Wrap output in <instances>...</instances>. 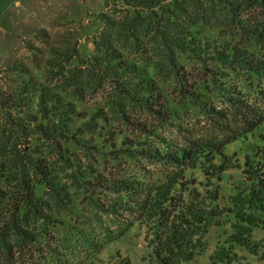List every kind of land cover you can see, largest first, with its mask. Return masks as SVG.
Masks as SVG:
<instances>
[{"label":"trees","instance_id":"16d2710c","mask_svg":"<svg viewBox=\"0 0 264 264\" xmlns=\"http://www.w3.org/2000/svg\"><path fill=\"white\" fill-rule=\"evenodd\" d=\"M105 6L120 7L121 17L98 18L103 29L90 55L74 43L48 45L36 73L7 67L0 264H75V251L97 256L132 230L147 264H191L207 251V264H244L243 252L263 261L256 235L264 231V0ZM191 65L212 74L237 125L179 145L163 134L181 128L179 109L211 122L219 116ZM231 73L261 95V115L241 112V91L221 81Z\"/></svg>","mask_w":264,"mask_h":264},{"label":"rangeland","instance_id":"374dc122","mask_svg":"<svg viewBox=\"0 0 264 264\" xmlns=\"http://www.w3.org/2000/svg\"><path fill=\"white\" fill-rule=\"evenodd\" d=\"M105 2L106 0H0V89L11 86L9 82L13 77H7L9 74L6 70L13 64H23L36 73L38 67L35 64L42 66L48 45L71 46L74 43L81 54L90 55L93 50L91 40L103 29L98 18L101 15H109L114 19L121 17L118 14L120 7H106ZM221 23L224 24L223 21ZM42 32L45 36L39 37ZM44 41H47L46 45H43ZM186 68L193 82L216 101L215 109L219 116L211 122L192 107L179 109L181 128L166 127L163 134L181 145L186 138L206 142L221 136L218 130L222 128V124L229 125L233 130L237 125L234 123L233 110L222 103L223 99L213 87L212 74L197 65ZM233 78L231 73L221 81L235 84L236 90L241 91L237 96L245 103L241 112L261 115V95L253 90L247 91L241 79ZM163 84L170 92L173 86L171 82L167 80ZM96 101L98 98L94 100ZM256 236L263 240L260 256L264 257V231H259ZM141 240V236L132 230L115 243L106 245L97 256H88L84 250L75 251L71 256V263L100 264V261H108L109 264H121L115 255L119 251L123 258L131 260L130 264H147L145 261L141 262L146 255ZM206 240L210 250L215 243L214 233L211 232ZM208 252H200L191 264H207ZM244 254L247 258L244 264H264V260L243 252Z\"/></svg>","mask_w":264,"mask_h":264}]
</instances>
